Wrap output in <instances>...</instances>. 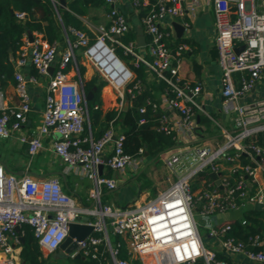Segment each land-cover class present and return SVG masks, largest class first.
Masks as SVG:
<instances>
[{
    "label": "built area",
    "instance_id": "2783aa9c",
    "mask_svg": "<svg viewBox=\"0 0 264 264\" xmlns=\"http://www.w3.org/2000/svg\"><path fill=\"white\" fill-rule=\"evenodd\" d=\"M105 3L112 6L107 15L108 27L97 29L93 42L84 32L69 29L73 41L68 42L56 68L53 66L57 45L47 43L40 33L36 38L32 36V42L28 34L23 35L14 73L17 104L7 106L0 90V140L12 139L24 145L30 161L46 150L45 142H48V150L64 164L65 174L74 173L92 184L93 199L91 208L79 206L64 192L60 179L17 176L7 172L0 163V252L3 253L0 264H21L18 249L22 226L31 227L41 252L52 254L67 238L68 226L72 223L88 224L93 227V233L77 242L70 258L79 252L81 257H90L99 264H108L109 260L113 264H194L197 261L227 264L216 259L213 247L205 248L193 211L202 202L200 215L207 218L246 204L264 203L259 183V178L264 176V148L254 142L257 134L264 133V96L245 104L239 102L264 76V0H157L155 4L150 0H131L137 11H145L141 23L148 36L149 61L135 52L132 42L121 43L120 39L130 31L129 25L124 15L113 7L114 0H105ZM209 6L214 16L221 96L233 114V133L217 149L195 145L163 156L164 167L176 179L151 200L125 208L103 205L100 200L103 189H115L116 182L99 176L98 167L103 165L116 172L127 167L138 170L143 151L139 150L138 158L126 155L124 136L116 133L111 124L98 140H93L89 128L84 133L89 120L83 82L80 77L74 80L69 76L68 65L75 67L78 74L76 54L79 52L115 93L119 114L141 90V84L134 82L133 71L115 54L116 49H122L123 55L131 58L133 67H147L168 86L159 103L152 99L146 101L153 113L161 107L164 112L176 114L172 126L162 114L158 130L174 134L175 140L190 139L195 134L193 109L199 108L193 98L201 93L202 87L181 83L179 71L186 46L178 44L171 48L168 43L171 34L161 22L165 17L191 19ZM15 17L22 21L26 14L17 12ZM183 25L189 26L188 22ZM102 50L123 65L118 77L114 74L115 68L108 71L99 64L97 58ZM27 66L33 67L36 74L24 76L22 71ZM51 67L52 75L49 74ZM234 73L244 74L238 86L233 80ZM41 78H48L44 108L38 129L29 134L23 129L31 112L28 88L37 85ZM139 114L142 117L139 124H144L146 107L140 108ZM221 162L227 165L225 173ZM204 172L209 177L212 173L217 175L220 190L210 178L211 183L202 180L203 188L193 193L192 185ZM80 218L87 220L80 221ZM229 230V224L211 228L206 237L215 240ZM110 235L124 238L127 259L119 258V245L111 242ZM220 247L228 256H242L250 264H264V234H253L246 241L224 238Z\"/></svg>",
    "mask_w": 264,
    "mask_h": 264
},
{
    "label": "crops",
    "instance_id": "0c3cea01",
    "mask_svg": "<svg viewBox=\"0 0 264 264\" xmlns=\"http://www.w3.org/2000/svg\"><path fill=\"white\" fill-rule=\"evenodd\" d=\"M55 4L59 9H65L60 8L57 2H55ZM113 7L118 12L123 14L127 20L130 31L126 35H129L130 42L134 44L135 52L142 56L144 60L149 61V56L146 50L148 36L146 35L141 23V18L143 17V15H141L142 11H137L133 7L131 0H114ZM111 8L112 6L107 5L106 3L103 6L96 8H87L85 15L79 17L86 29L84 33L90 41L95 40L97 36V29L108 27L107 15ZM58 20L61 25V32L59 40L54 43L58 48L55 64L53 66L54 68H56L57 63L60 61L61 54L67 47L68 42L73 41V36L69 33L67 34L59 18ZM185 22H188V27L183 25ZM173 23H177L182 26L183 33L180 37L177 36V33L172 27ZM161 25L171 34L168 40L171 48H174L178 44L186 46L179 71L181 83L187 84L191 87L200 84L202 87L201 93L193 98L199 107L193 109L195 134L187 140H184L183 138H176L178 141L176 140L175 146L168 149L169 151L166 150L168 151L167 153L160 155V157H158V161L155 159L149 160L148 157L146 158L143 155L142 162L138 170L132 167H127L122 172H116L108 170V168L104 167L102 175L115 180L117 187L113 190L103 189L100 200L103 205H107L112 208H125L130 206L133 203L132 200H134V195H132L133 192H136L137 198L141 197L140 184L142 180L139 181L138 179L141 173L146 171L147 178L152 180L154 185L157 184V177L155 172L152 170V167L159 163H161L164 167L162 162L163 156H166L171 152L183 151L184 149L195 145H203L210 149H217L225 143L227 137L234 131L233 114L229 112L223 104V98L221 96L222 80L221 72L217 65V49L215 45L216 32L211 6L198 12V14L191 19L188 16L175 19L165 17L162 20ZM140 31L143 32L145 39V45L143 47H138L136 41ZM31 34L34 38L38 37L37 32H32ZM17 54L18 52L15 55L9 56V61L14 67V72ZM77 54L82 57L79 52ZM124 57L131 59L127 56ZM77 61L79 60L76 58V69L78 74L75 71V67L73 68V66L69 64L66 69V71L69 72V76H71L74 80H77L80 77L83 84L91 80H96V84H99L100 82L104 83L99 76L95 74L94 69L90 65L84 61H81V64H77ZM131 61L132 60L128 62V65L135 68L133 67ZM79 67L84 68V74L82 77L79 74ZM141 68L145 74L143 83L140 82L142 88L150 90L151 99L156 103H159L160 98L165 91H161L159 87L162 81L159 80L154 72L147 67L142 65ZM34 70L35 69L33 67L27 66L22 72L24 76H28L34 75L32 74ZM240 74L242 75V73ZM238 75V73L233 74V80L236 86L239 85ZM47 82L48 78H41L37 85H29L28 89L31 98V112L28 115V123L26 127L23 128L24 130H28L29 134H33L40 125L41 112L45 103ZM14 85L15 81L13 78V82L8 80L5 81L3 87L0 89L6 97L5 103L9 107L17 104ZM263 96L264 76L258 85L253 90L248 92L244 98H241L239 102L241 104H245ZM116 104L117 99L115 93L104 83L100 90L99 108L103 111V113H107L112 110H116ZM162 114L167 117V124L169 126H172L174 121H176V114L171 111L164 112V110L160 107L158 112L155 113L157 125ZM114 130L116 133H120V130L116 128H114ZM45 146L47 147L46 150L35 156L32 161H30L24 145L12 139L0 140V163L4 166L7 172L17 176L22 173H31L29 175L38 179L56 177L60 179L66 193H68L79 206L91 208L93 205L91 193L92 184L87 179L74 173L65 174V166L62 161L50 150H48V142H45ZM220 164L224 165L222 166V171L225 173L227 165L222 162ZM259 183L264 193V176L259 178ZM215 187L217 186L215 185ZM165 189H160L158 192ZM218 189L220 190V188ZM130 198L132 199L130 200ZM201 207L202 202L201 204L196 205L193 215L197 213L200 218L207 223V231L211 228L218 229L224 225H230L233 222H238L242 226H247L248 224H242V221H245L244 214L251 210L255 211L253 209V205L246 204L240 209L227 211L225 213H215V215L204 218L200 215ZM256 212L264 214V211ZM261 222L264 223L263 218ZM257 233L264 234V228L258 227ZM222 240H224L223 236H218L215 240H209L210 246L215 249L217 254H221L225 259H228L231 264H250L242 256H228L225 254L220 247ZM20 250L21 247L18 249V254L20 253ZM42 258L46 264H73L70 262V259L73 258H70L69 255H66L60 250H57L52 254L42 252ZM134 263L136 262L134 261Z\"/></svg>",
    "mask_w": 264,
    "mask_h": 264
},
{
    "label": "trees",
    "instance_id": "16d2710c",
    "mask_svg": "<svg viewBox=\"0 0 264 264\" xmlns=\"http://www.w3.org/2000/svg\"><path fill=\"white\" fill-rule=\"evenodd\" d=\"M66 2L65 9H59L52 0H0V89L3 87L5 81L13 82L14 67L9 61L10 55H15L22 45L23 35L27 33L37 32L42 34L44 40L49 44H54L59 40L61 32L60 19L64 29L68 34L69 29L75 31L85 32L79 17L85 15L87 8H96L103 6L105 0H64ZM157 0H150L151 4H155ZM56 6V7H55ZM22 12L26 14L25 20H18L15 13ZM145 11L141 12L144 15ZM123 42H122V41ZM121 43L127 45L130 42L129 35L121 38ZM93 42V41H90ZM122 53V49L118 48ZM140 65L138 68H132L135 76L134 82L143 83L145 74ZM32 74H36L34 70ZM79 74L82 77L84 68L79 67ZM238 81L244 76L240 74ZM104 83L96 84V80H91L83 84L84 93L87 94L94 90L92 100L87 102L88 109V128L93 140H98L107 130L111 124L114 128L120 130L124 136L123 151L126 155L132 158H138L139 150L147 154L149 160L155 159L162 152L171 149L175 146L176 140L174 134H166L158 130L155 113L146 106V101L151 99V92L148 89H143L141 86L140 92L132 100L131 105L126 110L118 112L112 110L107 113L96 106H100V90ZM130 85L129 87H131ZM160 90L168 89L166 83H160ZM128 97V95L126 96ZM146 107L145 123L139 124L142 118L139 114V109ZM87 125L84 127V133L88 132ZM254 142L261 148H264V133H259L254 137ZM250 141V140H249ZM147 158V157H146ZM243 163H246L244 156H241ZM155 161V162H156ZM154 162V163H155ZM141 181L140 189H150L154 187V182L147 178L146 171L139 176ZM210 182L211 179L206 172L201 173L198 179L192 185L193 193H198L200 188H203L200 182ZM156 189L154 193L156 194ZM264 214L256 211H248L244 214V220L247 226H242L238 222L230 224V230L224 233L223 237H232L237 240L246 241L247 238L257 233V228H264ZM21 238L23 242L20 243L19 258L22 264H46L42 258V252L34 238L31 227L24 225L21 228ZM99 237V234H94ZM111 242L114 245H119V258L127 259L128 253L126 249V242L120 236H111ZM217 260H224L227 264H231L228 259H225L221 254L216 255ZM73 264H99L98 261L90 257L82 259H70ZM105 264V262H104ZM194 264H204L203 261H197Z\"/></svg>",
    "mask_w": 264,
    "mask_h": 264
},
{
    "label": "water",
    "instance_id": "95a60500",
    "mask_svg": "<svg viewBox=\"0 0 264 264\" xmlns=\"http://www.w3.org/2000/svg\"><path fill=\"white\" fill-rule=\"evenodd\" d=\"M53 3L57 2L58 6L60 8H66V2L64 0H52ZM173 29L175 30V32L177 33V36L180 37L183 33V28L182 26H180L177 23H173L172 24ZM138 37H137V46L138 47H143L145 45V39L143 36V32L140 31L138 33ZM28 38L29 41L32 42L33 37L31 35V33H28ZM54 69L51 67L49 69V74L52 75ZM93 93L94 90L90 91L89 93L86 94L85 99L86 102H90L92 100L93 97ZM127 108H125L126 110ZM169 151V150H168ZM168 151L162 152V154L167 153ZM161 154V155H162ZM144 157H148L146 153H144ZM106 163V159L104 160V164ZM109 170V169H108ZM102 171H103V165L98 167V175L102 176ZM31 173H22L19 176H23V175H29ZM210 178L212 180H214L215 185L221 189L220 186V182L217 179V175L216 174H210ZM253 209L255 211H264V203H256L253 205ZM80 221H86V218H80ZM93 233V227L88 225V224H84V223H72L69 224L68 226V236L65 239V241L62 243V245L60 246L59 250L64 252L66 255H70L72 252H74L77 249V242L83 241L85 240L87 237H89L91 234ZM23 242V239L20 238V243ZM3 257V253L0 252V258ZM73 259H84L83 257L80 256L79 252H76V254L74 255ZM108 264H113L111 260L108 261Z\"/></svg>",
    "mask_w": 264,
    "mask_h": 264
},
{
    "label": "rangeland",
    "instance_id": "374dc122",
    "mask_svg": "<svg viewBox=\"0 0 264 264\" xmlns=\"http://www.w3.org/2000/svg\"><path fill=\"white\" fill-rule=\"evenodd\" d=\"M96 35H97V32H96ZM121 40V39H120ZM122 41V40H121ZM123 42V41H122ZM115 54H116V56L129 68V69H131L132 70V67H130L129 65H128V62L131 60V59H128V58H125L123 55H122V53L119 51V49H117L116 51H115ZM76 58H77V60H79V61H77V64H81V61H84L83 60V58L82 57H80V56H78V54L76 55ZM85 62V61H84ZM94 72H95V74H97V76H99V74L96 72V70L94 69ZM99 78H100V76H99ZM101 79V78H100ZM40 154V153H39ZM152 170L155 172V174H156V177H157V184L156 185H154V187L153 188H150V189H145V190H141V197L139 198H137V195H136V192L134 193L133 192V194L132 195H134L133 196V198H134V200H132V204H134V203H139V202H147V201H149V200H151L152 198H154V196H156V194L158 193V190H160V189H165L167 186H169L172 182H174L175 181V177L172 175V174H170L163 166H162V164L161 163H159V164H156V165H154L153 167H152ZM116 187H117V185H116ZM157 190L156 191V194L154 193V190ZM63 190H64V188H63ZM191 190H192V187H191ZM64 192H66L65 190H64ZM68 194V193H67ZM136 195V196H135ZM132 198H130V200H131ZM194 219H195V221H196V223H197V226H198V232H199V234H200V236H201V238H202V241H203V244H204V246H205V248H208V249H211V246H210V243H209V240L207 239V233L209 232V230L207 231V229H208V226H207V223L202 219V218H200V216L197 214V213H195L194 214Z\"/></svg>",
    "mask_w": 264,
    "mask_h": 264
},
{
    "label": "bare ground",
    "instance_id": "6f19581e",
    "mask_svg": "<svg viewBox=\"0 0 264 264\" xmlns=\"http://www.w3.org/2000/svg\"><path fill=\"white\" fill-rule=\"evenodd\" d=\"M97 60L99 64H101L102 67L107 69L108 71H113V69L115 68L116 71H114V74L116 77H118L119 73L123 69V65L116 61L115 58L111 56L106 50H102Z\"/></svg>",
    "mask_w": 264,
    "mask_h": 264
}]
</instances>
